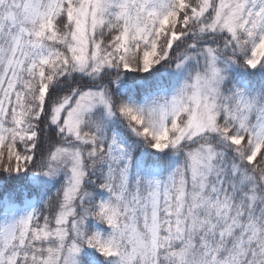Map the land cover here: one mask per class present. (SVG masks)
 <instances>
[{
	"label": "snow or ice",
	"instance_id": "snow-or-ice-1",
	"mask_svg": "<svg viewBox=\"0 0 264 264\" xmlns=\"http://www.w3.org/2000/svg\"><path fill=\"white\" fill-rule=\"evenodd\" d=\"M0 264H264V0H0Z\"/></svg>",
	"mask_w": 264,
	"mask_h": 264
}]
</instances>
